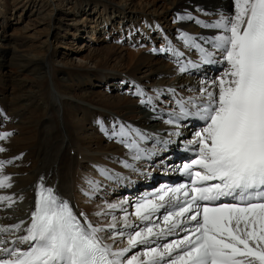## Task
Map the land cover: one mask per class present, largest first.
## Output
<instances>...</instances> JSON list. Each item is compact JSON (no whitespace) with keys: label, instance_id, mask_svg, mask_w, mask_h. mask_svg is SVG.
Segmentation results:
<instances>
[{"label":"snow or ice","instance_id":"obj_1","mask_svg":"<svg viewBox=\"0 0 264 264\" xmlns=\"http://www.w3.org/2000/svg\"><path fill=\"white\" fill-rule=\"evenodd\" d=\"M232 2L234 14L221 15L211 23L195 21L219 34L204 39L182 32L178 37L185 48L200 52V64L227 66L212 82L216 91L202 87L198 97H177V110L164 121L180 127V120L195 117L203 126L194 133L196 156L184 166L191 183L167 188L134 205L133 214L141 223L152 224V217L163 209L159 222L129 233L127 247L113 251L99 236L105 229L82 223L66 201L41 184L26 235L18 237L27 250L0 248L7 257L0 258V264H264V0ZM200 40L211 50L202 47ZM159 51L176 58L181 74L193 66L191 61L182 62L184 53L171 42ZM169 91L175 95V89ZM136 95L141 104L154 105V98L139 87ZM160 95L157 91L155 99ZM108 134L128 150L132 160L141 159L140 144L148 137L139 129L120 124ZM10 135L0 134V140ZM4 164L0 160V188L11 186L10 177L2 175ZM123 166L132 167L127 162ZM99 171L106 179L113 178L107 170ZM125 227H133L126 218ZM14 228L19 230L20 225ZM115 228V224L108 226L110 238L124 236ZM7 231L0 228V233ZM168 236L178 238L147 247L143 259L136 255L125 259L137 246Z\"/></svg>","mask_w":264,"mask_h":264},{"label":"bare ground","instance_id":"obj_2","mask_svg":"<svg viewBox=\"0 0 264 264\" xmlns=\"http://www.w3.org/2000/svg\"><path fill=\"white\" fill-rule=\"evenodd\" d=\"M11 1L16 7L31 11L36 9L44 21L56 26L55 31L62 28V23L67 17H73L75 21L76 12L72 7L67 14L62 6L63 0ZM157 1L161 2L160 6L151 12L158 14L160 10L161 22L164 24L173 19L178 25L175 33H181L183 30L197 31L188 23L190 19L187 17L192 14L213 19L234 14L232 0ZM124 14L121 13L122 18L127 19ZM4 19V16L0 17L1 25ZM18 39L19 42H13L12 51L0 48V134L11 133L0 141V147L5 149L0 152V160L4 159L5 162L2 175L10 177L7 183L11 185L0 188V197H11L10 201L0 200V228L8 229L12 235L10 241L15 240L17 244L18 237L22 236L29 226L38 185L53 189L60 199L70 201L73 210L81 214L90 207L85 206L84 198L81 199L84 204L80 202L84 210L79 207V194L84 189L89 190V181L94 178L91 176L90 163H83L84 160L106 166L107 168L100 167L99 170L104 169L108 173L110 168H122L117 164L116 156L126 155V151L108 134L111 129L120 124L164 128V124L156 122L155 115L149 114L137 99L131 97L137 96L138 87L154 98L157 91H169L166 89L169 86L189 92L197 91V87H208L216 91L211 87L215 79L203 82L192 75L182 80L170 64L161 58L159 49L168 44L160 48L155 47L159 57L154 60L150 52H130L128 71L117 75L103 70L94 71L73 66L71 59L63 61L62 56L59 57L49 46L41 48L32 43L29 45L28 40L22 36ZM10 40H13L10 36L0 35V47L10 45ZM22 48L25 49L21 50ZM30 53H34V56ZM113 53L114 51L109 50L106 55L111 56ZM54 57L62 62L61 67L55 64ZM102 82V87L111 83L110 85L117 87V91L110 94L109 86L106 92L101 88L95 91L91 89ZM125 84L127 87L123 89ZM8 161L10 162L7 164ZM75 176L78 179L76 182ZM94 176L96 177V174ZM82 185L86 187L82 189ZM123 199L115 209H110L112 213L119 211L122 217L111 221L110 224H115L117 230L124 232V236H117L115 240L108 236L104 241L112 245L118 243L121 247L127 245L129 233L146 227L144 222L141 223L133 214L135 194L127 195ZM125 218L127 224L133 225L132 228L125 227ZM152 221L150 226L158 223L159 218L153 216ZM15 225H20V229L16 230ZM6 233L2 236H7ZM140 246L137 250L126 253L125 259L133 255L143 259L142 253L147 246Z\"/></svg>","mask_w":264,"mask_h":264},{"label":"rangeland","instance_id":"obj_3","mask_svg":"<svg viewBox=\"0 0 264 264\" xmlns=\"http://www.w3.org/2000/svg\"><path fill=\"white\" fill-rule=\"evenodd\" d=\"M63 2L62 6L64 9H66L67 14H69L73 7L74 11L76 12L74 15L75 21L73 20V17L70 18L69 16L63 21L62 28H60L59 31H55L56 26L48 24L46 20L44 21L41 18V15L35 11L36 9L32 10V12L29 9H23L22 7L20 8L14 6L11 0H0V17H5L4 23H2V25L0 22V35L5 34L6 37L8 35L13 39L10 40V45H1L0 48L10 49L12 51V48L14 47L13 42L17 40L19 42L18 37L22 36L28 40L30 43L29 45H39L41 48L49 46L50 50L56 51L59 57L62 56L63 61H70L71 59L70 62L73 66H81L94 71L103 70L109 73L123 75L128 71L129 68L128 57L130 52L150 51H142L146 47L145 44L130 45L124 41H115L110 37L105 39L103 37L102 31L100 30V26H102L105 22L107 24L109 23V26H114L117 20L123 21L121 13H125L124 15L127 17V19L124 20L133 21V24H135L136 21L138 23L140 16L143 15L144 17L155 19L156 21L162 20L160 18L162 14L160 10L158 11V14H153L151 12L154 8L159 7L161 4V2L157 0H63ZM104 4H107V6ZM111 20L113 22H111ZM173 23L175 25L174 20L171 19V24L165 23V25L168 26H166L167 28H170L173 26ZM140 24L141 23H139V25ZM74 26L77 27V29H75ZM124 26L125 25H123L121 28L118 27V34L115 35L116 38L114 39H118L122 36L121 31L124 29ZM113 35L114 34H112V36ZM24 49L25 48H22L21 50ZM109 50L114 51L111 56L106 55V52ZM34 53H30V55L34 56ZM151 54L153 60L159 57V55H156V52ZM54 62L55 64L57 63L56 65L59 67L62 66V62H60V60L55 57ZM181 79L185 80L187 77L185 79L181 77ZM102 84L103 82L99 84L100 86L98 85L94 88L91 87V89L95 91L101 88L104 90V92H106L109 86L111 89L110 94H113L117 91V87H113V85H110L111 83L106 87V89H103ZM122 87H124L123 89H126L127 86L125 84V86ZM126 96H128V94ZM85 161L88 163L87 160H84L83 163H85ZM96 177L94 176L95 180L92 178L91 181L98 182V180H96L98 178ZM77 180L78 179L75 176L74 181L76 182ZM85 187L86 186L82 185V189ZM126 197L127 195H114L111 197L95 196L91 199L84 198L86 200H84L85 206H89L90 208L84 210V207L82 206L84 203L81 201L80 202L82 205L79 203V207L83 208L84 211L82 212L86 213L85 216L91 219L93 223H97V226H107L110 225L111 221L118 219V217H122L119 211L108 213L106 210L111 209L109 205H117L123 198L125 199ZM80 198L83 200V197ZM91 206L93 207V210H91ZM115 230L119 231L116 228ZM103 234L111 236L113 233L108 231V229H105ZM105 238L107 239V237ZM116 245L119 244L117 243ZM125 247H127V245ZM125 247H121L118 250ZM140 247L141 246H137L136 248L129 251V253L137 250Z\"/></svg>","mask_w":264,"mask_h":264}]
</instances>
